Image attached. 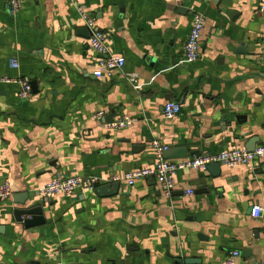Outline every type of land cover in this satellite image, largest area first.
<instances>
[{
	"label": "crops",
	"instance_id": "1",
	"mask_svg": "<svg viewBox=\"0 0 264 264\" xmlns=\"http://www.w3.org/2000/svg\"><path fill=\"white\" fill-rule=\"evenodd\" d=\"M79 2L125 58L122 71L93 75L97 55L74 0H22L14 15L0 0V75L26 78L32 89L20 100L17 84L0 83V184L12 190L0 199V264H174L186 256L223 264L232 250L236 264L264 262V210L250 214L254 204L264 209V160L221 165L216 179L179 170L169 196L153 177L120 181L112 196L80 188L45 202L43 225L14 219V200H42L36 190L52 177L104 181L150 167L153 140L188 153L169 161L244 148L252 136L255 147L264 144V0ZM191 10L204 29L200 56L187 63ZM167 101L181 107L172 119L163 117ZM122 116L133 123L108 126Z\"/></svg>",
	"mask_w": 264,
	"mask_h": 264
},
{
	"label": "built area",
	"instance_id": "2",
	"mask_svg": "<svg viewBox=\"0 0 264 264\" xmlns=\"http://www.w3.org/2000/svg\"><path fill=\"white\" fill-rule=\"evenodd\" d=\"M6 10L10 14H16L21 10L22 0H3ZM80 17L86 27L89 38L88 46L97 55L96 69L93 72L95 77H101L104 72L122 71L126 60L123 56L112 53L107 46L106 34L99 28L95 18L91 15L86 7L79 0H74ZM258 12L264 17V3H261ZM192 25L190 32L183 45L184 61L187 63L196 61L200 56V40L204 29L203 15L191 10ZM8 66L13 69L19 67V62L16 57L12 56L8 59ZM127 80L134 85L137 81L135 73L127 74ZM0 83H15L18 85L17 97L20 100L28 99L32 95V89L29 80L21 76L9 77L0 75ZM181 113V107L177 102L167 101L163 107V117L172 119ZM103 115L98 113L95 117ZM133 123V119L122 116L119 120L108 123L110 128H123ZM154 148V163L150 167L137 170L127 171L121 178L111 177L106 180H101L96 176H79L70 175L63 177H52L40 188H37V195L44 201L48 202L58 195L70 197L75 192L84 188L89 191H94L98 186L104 183H113L123 181L127 187L133 186L137 180L146 177H153L161 187V190L166 196H169L174 188L175 174L179 170H194L205 171L207 166L212 163H218L220 166L235 167V166H257L264 160V144H260L253 151H248L245 148L229 147L227 149L198 154L192 157L179 161H169L163 157V152L167 146L160 144L157 140L152 141ZM12 190L8 181L0 184V199L4 200L11 196ZM188 195L193 193V190H187ZM263 207L259 204H254L251 208V216L259 218L263 213ZM240 256L238 250L229 252L223 264H236L237 258ZM56 264H70L59 260ZM260 264H264L261 262Z\"/></svg>",
	"mask_w": 264,
	"mask_h": 264
},
{
	"label": "water",
	"instance_id": "3",
	"mask_svg": "<svg viewBox=\"0 0 264 264\" xmlns=\"http://www.w3.org/2000/svg\"><path fill=\"white\" fill-rule=\"evenodd\" d=\"M112 121H108V123H111ZM259 142V138L257 136H252L248 142L244 145V148L248 151H253L255 148V145ZM173 155H176L175 157L183 158L187 157L188 153L184 152V150H179L176 153L170 152V149H166L163 152L164 158H170L174 157ZM207 174L204 173L205 177H208L210 175L213 179H216L220 177L221 175V167L218 163H212L207 166ZM120 182H113V183H104L100 185L97 189H95V193L99 195L104 196H112L116 195L119 192ZM21 199L14 200V203H17L20 205V207L15 208L13 210V216L14 219L17 222H21L23 226L26 229H31L33 227H37L40 225L45 224V218H44V210H43V204L45 202L43 200L33 199L32 197H29L28 193L23 194ZM3 232V227H0V233ZM29 264H38L35 261H30ZM174 264H204L202 259L198 256H186L183 258H177L174 261Z\"/></svg>",
	"mask_w": 264,
	"mask_h": 264
}]
</instances>
